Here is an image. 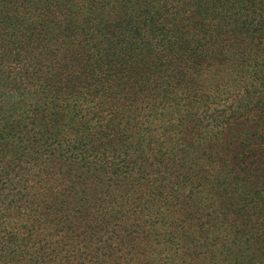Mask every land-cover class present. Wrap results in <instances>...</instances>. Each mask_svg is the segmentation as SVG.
Instances as JSON below:
<instances>
[{
  "label": "rangeland",
  "instance_id": "obj_1",
  "mask_svg": "<svg viewBox=\"0 0 264 264\" xmlns=\"http://www.w3.org/2000/svg\"><path fill=\"white\" fill-rule=\"evenodd\" d=\"M116 3L124 63L0 68V264H264V0Z\"/></svg>",
  "mask_w": 264,
  "mask_h": 264
},
{
  "label": "trees",
  "instance_id": "obj_2",
  "mask_svg": "<svg viewBox=\"0 0 264 264\" xmlns=\"http://www.w3.org/2000/svg\"><path fill=\"white\" fill-rule=\"evenodd\" d=\"M118 1L0 0V68L124 63L130 51H126L127 26L117 18ZM106 55L110 59L105 61Z\"/></svg>",
  "mask_w": 264,
  "mask_h": 264
}]
</instances>
